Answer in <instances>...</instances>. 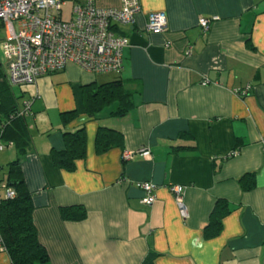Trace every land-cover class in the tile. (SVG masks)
I'll use <instances>...</instances> for the list:
<instances>
[{"label":"crops","instance_id":"obj_1","mask_svg":"<svg viewBox=\"0 0 264 264\" xmlns=\"http://www.w3.org/2000/svg\"><path fill=\"white\" fill-rule=\"evenodd\" d=\"M75 2L85 0L66 5ZM94 3L119 8L121 0ZM139 4L134 24L117 32L128 40L121 73L67 65L13 89L19 105L34 100L24 155L0 151V196L19 158L37 239L48 255L37 264H264V0ZM159 12L166 30L148 32L147 15ZM213 17L203 32L199 20ZM115 81L131 94L128 113L112 116V104L88 116L86 93ZM99 127L119 132L121 146L98 153ZM79 128L84 158L71 172L58 169L52 152L66 147L64 132ZM124 152L132 158L123 160ZM144 182L155 185L151 206L141 202ZM173 185L184 189L186 218ZM218 201L226 212L210 237L205 228ZM78 208L86 212L82 221L61 218L60 209ZM0 264H11L1 247Z\"/></svg>","mask_w":264,"mask_h":264},{"label":"built area","instance_id":"obj_2","mask_svg":"<svg viewBox=\"0 0 264 264\" xmlns=\"http://www.w3.org/2000/svg\"><path fill=\"white\" fill-rule=\"evenodd\" d=\"M71 0H0V56L6 67L9 83L19 88L33 85L38 78L74 65L89 74H119L123 69L122 51L128 46L125 36L117 34L131 27L140 13L139 0H121L119 8H99L94 0L75 2L69 20L63 21L62 10ZM200 19L203 32L212 21ZM166 14L147 15L145 29L154 34L166 30ZM248 87L245 91L249 90ZM34 98L22 103L25 118L30 117ZM12 147L0 142V151ZM142 158L150 157L148 150L137 152ZM132 152H124L123 160H130ZM142 204L151 206L155 201V185L140 183ZM182 218H186L184 189L173 185L169 188ZM14 192L6 189L5 199H12Z\"/></svg>","mask_w":264,"mask_h":264},{"label":"trees","instance_id":"obj_3","mask_svg":"<svg viewBox=\"0 0 264 264\" xmlns=\"http://www.w3.org/2000/svg\"><path fill=\"white\" fill-rule=\"evenodd\" d=\"M14 88L7 79L6 67L0 56V142L6 146L11 144L21 157L28 145V132L26 118L22 114L23 105H19ZM84 101L85 113L91 118L112 104H117L111 114L114 117H123L132 107L131 94L119 81L95 87L86 93ZM73 115L74 113L64 114L62 120L65 122L63 117ZM63 136L66 139V147L62 151H53L52 160L58 169L71 172L75 162L84 158L85 132L83 128H79L75 132H64ZM121 143L122 136L119 132L98 128L95 138L98 153L121 146ZM7 176V189L14 192V197L5 199L4 194L0 196V247L7 253L11 264L44 263L48 255L37 239L32 219L31 195L22 179L19 158L9 165ZM221 205L223 202L218 201L212 211L205 228L207 236H214L220 230L221 215L223 211L226 212V206L221 209ZM60 216L63 220L78 222L86 217V212L83 208L60 209Z\"/></svg>","mask_w":264,"mask_h":264},{"label":"rangeland","instance_id":"obj_4","mask_svg":"<svg viewBox=\"0 0 264 264\" xmlns=\"http://www.w3.org/2000/svg\"><path fill=\"white\" fill-rule=\"evenodd\" d=\"M71 6L70 5H66L64 8H63V12H62V19L63 21H67L69 20V17H70V9ZM4 38V33L2 30H0V40H2Z\"/></svg>","mask_w":264,"mask_h":264}]
</instances>
